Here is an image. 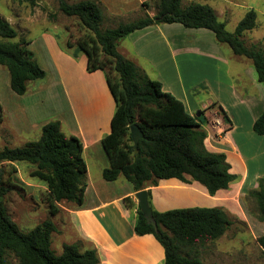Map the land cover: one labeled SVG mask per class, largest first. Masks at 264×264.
<instances>
[{
  "label": "crops",
  "instance_id": "crops-1",
  "mask_svg": "<svg viewBox=\"0 0 264 264\" xmlns=\"http://www.w3.org/2000/svg\"><path fill=\"white\" fill-rule=\"evenodd\" d=\"M100 1L104 6L103 18L110 16L117 23L133 20L143 12L154 14L149 9L151 4L142 7L146 0ZM261 26L256 21L252 29L244 31L242 38L247 37L249 44L264 38V29L257 31ZM45 46L39 52L32 51L39 65L46 69L47 82L30 92L26 89L23 94L14 91V95L10 94L8 119L3 117L0 122V135L3 143L13 145L10 147L20 146L32 134L40 136L43 124L58 120L66 135H76L82 141L87 168L83 202L80 205L68 201L58 203L59 210L52 216L56 229L51 233V247L56 236L60 248L52 247L53 251L59 254L63 243H76L81 251L94 248L98 264H161L165 254L157 238L151 233L134 232L138 202L132 184L122 175L111 181L102 176L103 168L109 163L101 139L110 131L115 109L104 71H87L86 55L76 45L69 46L72 50L68 52L46 38ZM227 46L207 28L184 27L178 22L150 24L117 42V50L123 56L150 78L159 80L164 90L181 99L190 114L200 117L206 132L205 147L223 152L230 172L237 175L227 188L218 189L212 195L196 180L161 178L150 188L151 202L157 210L221 206L230 215L243 218L248 208L240 198L242 189L257 188L259 178L264 177V135L253 130L254 120L264 110V85L258 81L251 59L235 54ZM42 51L46 54L44 59L40 58ZM0 75H7L9 79L7 68L1 64ZM49 95L56 102L57 110L47 116L49 113L38 111L44 108L43 99ZM216 116L222 120L221 127L210 121ZM246 140L251 147L245 144ZM259 149L261 153L255 157ZM4 163L16 169L14 176L22 182L5 195L4 205L19 228L27 231L46 219L37 216L42 208L48 210L44 196L46 185L30 175L35 165L26 161ZM126 196L134 201L132 207L124 204ZM260 225V232L251 231L258 245L256 258L259 260L253 262L256 259L251 255V246L245 245L248 247L245 251H229L223 245L222 234L201 246L207 260L204 263L264 264L257 241L264 232V220ZM202 251L198 257H202Z\"/></svg>",
  "mask_w": 264,
  "mask_h": 264
},
{
  "label": "trees",
  "instance_id": "trees-1",
  "mask_svg": "<svg viewBox=\"0 0 264 264\" xmlns=\"http://www.w3.org/2000/svg\"><path fill=\"white\" fill-rule=\"evenodd\" d=\"M31 4L35 0H26ZM59 10L77 17L89 31L67 46L76 45L86 55L87 71L101 69L115 101L110 131L101 139L108 166L102 170L105 180L122 175L135 191L146 189L157 229L148 223L136 207L134 232L153 234L164 248L161 264H205L194 252L195 247L220 237L233 223V218L221 206H190L157 210L151 202V186L159 179L176 177L203 184L209 194L227 188L237 175L230 172V164L223 152L205 147V130L201 119L190 114L183 101L166 91L162 83L150 78L132 60L117 50V42L130 32L155 23H181L184 27L207 28L219 42L226 43L235 54L251 59L258 81L264 85V38L245 44L244 31L256 25L257 13L248 9L233 31L225 28L215 10L208 4L182 0H146L142 7L154 3L153 15L145 12L133 20L102 28L104 6L100 0H57ZM91 32V33H90ZM17 36L16 29L0 16V64L9 74V86L16 94H23L27 82L43 78L46 71L29 48L30 40ZM202 112V111H201ZM3 109L0 104V122ZM136 123L143 132L138 150L133 148L129 126ZM253 130L264 135V110L253 122ZM83 144L76 135H66L58 120L42 125L36 140L21 146L0 149V264H7L11 253L19 264H98L94 248L81 251L76 243H63L56 254L51 247V233L56 229L51 218H46L24 231L11 218L4 205L5 195L18 185L15 168L3 179L4 162L26 161L35 165L30 175L46 185L45 200L51 215L59 210L62 201L82 204L86 188V162ZM257 207L256 217L264 220V177L258 187L250 190ZM128 207L134 205L130 196L123 199ZM264 255V232L257 238Z\"/></svg>",
  "mask_w": 264,
  "mask_h": 264
},
{
  "label": "rangeland",
  "instance_id": "rangeland-1",
  "mask_svg": "<svg viewBox=\"0 0 264 264\" xmlns=\"http://www.w3.org/2000/svg\"><path fill=\"white\" fill-rule=\"evenodd\" d=\"M67 1L72 2L76 0H67ZM182 2L183 4H187L190 2H199L210 5L215 10L218 19L225 23V28L228 31L234 30L237 22L244 16V14L248 9H254L257 13V20H256L257 23L262 24V26L258 28L257 31L264 29V0H182ZM149 9L150 11L155 12L156 10L155 4L152 3ZM144 13L145 12H143L142 15ZM0 16L7 19L10 22V24L16 29L17 36L14 37L12 40H17L20 37L29 39L31 42L28 45L29 48L36 52H39L41 48L46 47L45 46L46 38H50L51 40L55 41L56 45H60L59 47H62L64 51L69 52L70 47H68L66 44L68 39L74 42L77 37L84 36L89 33V31H87L85 28L81 26L77 17L65 15L59 10L57 0H35L33 4H31L29 1L26 0H0ZM117 22L118 20L113 19L110 16H104L101 27L102 28L112 27L115 26ZM243 40L245 44L250 45L247 37H244ZM45 57L46 54L44 51H42L40 58L44 59ZM48 78L49 76H46L44 78H38L35 80L28 81L27 82L28 92L33 91L35 87L39 85L40 86L44 85V83L47 82ZM13 93L14 92L9 86L8 76L0 75V102L4 105V110H3L4 119H8L7 105L10 94L14 95ZM43 103H44L43 105L44 108L43 107L39 108L38 111L39 113H49L47 116H50L54 114L52 112H55L57 110L55 105L56 102L53 101V97L51 95L43 99ZM38 137L39 135L37 136L35 134H32L31 137L29 138V141L36 140V138ZM244 142L245 144L250 143V141L248 140ZM10 144L11 143L9 142L3 143L0 135V149L5 145L13 146ZM23 144L24 143L22 142L20 146ZM248 145L249 147H251L250 144ZM259 153H261V149H259V152L255 155V157L259 155ZM252 156H254L253 153ZM248 159H250L249 156ZM11 167L8 166L7 164H4V169H5L3 173L4 179H6L10 175L8 171L9 168ZM18 181H19L18 186L19 185L21 186L22 182L19 178ZM249 190L250 188H243L242 194H240V198L246 202L248 208L245 217L242 218L235 214L230 215V213L227 211V213L231 217H233V223L228 228V230L224 232V235L222 236V242L223 245L229 247V251L231 250L232 252H234L235 249H238L239 251H243V250L245 251L246 248L248 249L247 246H251L250 251H251V255H255L254 258L256 260L253 261L255 262L259 260L258 256L256 258V255L258 254V248H257L258 245L256 240H253L251 231L253 229L255 232H260V230L262 229L260 225L262 221L256 217L257 207L255 205L253 197L248 195ZM47 208H48V204H47ZM48 211L49 210L45 211L42 208L37 213L38 218L52 219L53 215H51ZM58 240L59 239L56 236L52 238L53 249L60 248L57 245ZM201 251L202 249L200 250L198 244L195 247L194 252L196 254L197 253L199 254ZM201 255L202 257H199L200 260H202V262H207V260L204 258L205 250L202 251ZM6 260H7V264H19L16 258L11 253L6 255Z\"/></svg>",
  "mask_w": 264,
  "mask_h": 264
},
{
  "label": "water",
  "instance_id": "water-1",
  "mask_svg": "<svg viewBox=\"0 0 264 264\" xmlns=\"http://www.w3.org/2000/svg\"><path fill=\"white\" fill-rule=\"evenodd\" d=\"M196 114L199 115V112H197ZM129 131H130V136L133 142V148L135 151H137L138 141L140 138L143 137V132L136 123H133L129 126ZM134 196L139 204L140 210L143 213L146 221L148 223H151L154 226V228L157 229V224L152 215V208L148 201V195H147L146 189H141V190L136 191L134 193Z\"/></svg>",
  "mask_w": 264,
  "mask_h": 264
},
{
  "label": "built area",
  "instance_id": "built-area-1",
  "mask_svg": "<svg viewBox=\"0 0 264 264\" xmlns=\"http://www.w3.org/2000/svg\"><path fill=\"white\" fill-rule=\"evenodd\" d=\"M210 121L215 126H218V127L222 126V120L218 116L213 117V119H210Z\"/></svg>",
  "mask_w": 264,
  "mask_h": 264
}]
</instances>
